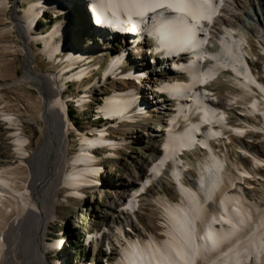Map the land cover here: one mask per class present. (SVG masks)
Segmentation results:
<instances>
[{
  "label": "bare ground",
  "instance_id": "1",
  "mask_svg": "<svg viewBox=\"0 0 264 264\" xmlns=\"http://www.w3.org/2000/svg\"><path fill=\"white\" fill-rule=\"evenodd\" d=\"M20 1L0 0V56H23L21 76L0 60V264H264V0ZM25 88L35 146L6 95ZM127 149L146 155L118 173ZM62 190L109 193L93 229L49 233Z\"/></svg>",
  "mask_w": 264,
  "mask_h": 264
},
{
  "label": "rangeland",
  "instance_id": "2",
  "mask_svg": "<svg viewBox=\"0 0 264 264\" xmlns=\"http://www.w3.org/2000/svg\"><path fill=\"white\" fill-rule=\"evenodd\" d=\"M30 0H21L19 2V6L23 9V7H26L28 5V2ZM12 5V4H11ZM11 14V8L7 9L6 11L0 12V17H5L8 16L10 17ZM76 17L80 19V15L77 13ZM1 19V18H0ZM10 20V18H9ZM76 21V19H75ZM79 24V21H78ZM10 25V24H9ZM5 27V25L3 24V22H0V30L3 29ZM84 32V30L82 31ZM10 35L13 34V36L16 35V33H9ZM84 34H87V31L85 30ZM0 38H10V36L7 35H0ZM254 51L256 54H258V56L261 57L258 53V50L254 47ZM0 60H2L5 65L4 68H7V73L8 75H12L15 74L17 76H21L22 73V66L21 63L23 61V56L22 53L20 51L14 52V53H8V54H3L0 56ZM36 63L38 65V68L45 71L47 66L45 64V60L41 57L38 56L36 57ZM257 65V64H256ZM52 70V69H50ZM220 91L223 95H225L226 93L224 92V86H220ZM6 95L12 99L13 103H16L20 109L23 112V120H24V128L25 131L28 135H30L31 137V146H35V142L36 139L40 136V134L42 133V131L46 128V123L45 121L38 116V113H34L33 111H27L24 107V99L25 96L30 95L31 97L35 98L38 95V92L34 89V88H30L27 89L25 88L24 91H19V92H7ZM72 118V113L71 115ZM77 116V115H75ZM32 118L31 121H25L28 118ZM79 119H77L76 121H78V123H81L80 125H84L86 123V121L88 120L86 117L83 116H78ZM86 118V119H85ZM75 136L73 134H71V138H74ZM245 138V137H242ZM75 139V138H74ZM246 140V139H245ZM74 143L76 141H73ZM75 146L72 148L71 153H76L77 150L75 149ZM129 150H124L123 152H121L120 154V158H119V162L118 164L115 163L114 161L111 163L112 165L114 164V168L117 170L116 172L121 173L126 171L130 164L128 163L129 161H131V158L133 160L134 156H136V158L132 161V162H137V160L142 159V156L146 155L145 150H141L140 153H136L133 154L131 152H128ZM133 151V150H132ZM125 160H128L127 162ZM203 159H196L194 160L193 163H198V162H202ZM110 163V162H109ZM129 164V165H128ZM228 173H234V171L231 169H229ZM193 177L196 178V173L193 172ZM170 183V182H169ZM258 192H256L255 198H257L258 195H260V193L262 192L261 188H258ZM108 193V192H107ZM64 194L65 191H59L57 194V205H56V215H57V219L53 220L51 222V224L49 225V233L51 234H57V236H60L61 234L65 233L68 228L70 226H73V230L75 229L77 233H79V231H90L91 229H93L99 222V217L97 218V213H96V218L93 217V213L96 209L98 208H94V198H92L93 200H91V202L89 201L91 196H98L101 200L98 201L99 206L102 207L105 202H106V198L108 197L109 193L107 195H105L104 192L101 193H92V194H87V198L83 199V200H79V199H75L73 201V203H65L64 202ZM165 194H168L169 196H171L172 200H177L179 198L177 191L175 190V188H173V186H165L162 190V188H155L146 198L145 200L142 202V208L143 211L145 213H142V216L140 217L139 221L144 224V228H146L147 230H149L150 232H157L160 229H158L157 226H155L157 221H160L159 219V213L157 212V210H152L155 209L157 207L158 204V199L161 197H164ZM92 206H91V205ZM156 211V212H155ZM100 216V214H99ZM155 221V222H154ZM150 222V223H149ZM153 223V224H152ZM101 224V223H100ZM83 235V234H82ZM83 243L79 240L76 239L75 240V244L74 246V256L76 257L77 260H82L83 258L88 257V259H92V252L91 250H86L85 248H83ZM50 258V257H49ZM48 258V259H49ZM55 257H53L54 259ZM115 254L112 256V264H115Z\"/></svg>",
  "mask_w": 264,
  "mask_h": 264
},
{
  "label": "built area",
  "instance_id": "3",
  "mask_svg": "<svg viewBox=\"0 0 264 264\" xmlns=\"http://www.w3.org/2000/svg\"><path fill=\"white\" fill-rule=\"evenodd\" d=\"M180 123H182V122H180ZM182 129H183V123H182Z\"/></svg>",
  "mask_w": 264,
  "mask_h": 264
},
{
  "label": "water",
  "instance_id": "4",
  "mask_svg": "<svg viewBox=\"0 0 264 264\" xmlns=\"http://www.w3.org/2000/svg\"><path fill=\"white\" fill-rule=\"evenodd\" d=\"M86 3H84V5H85Z\"/></svg>",
  "mask_w": 264,
  "mask_h": 264
}]
</instances>
